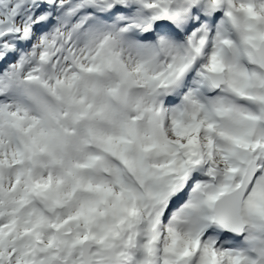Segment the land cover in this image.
<instances>
[{
	"label": "snow or ice",
	"instance_id": "snow-or-ice-1",
	"mask_svg": "<svg viewBox=\"0 0 264 264\" xmlns=\"http://www.w3.org/2000/svg\"><path fill=\"white\" fill-rule=\"evenodd\" d=\"M0 264H264V0H0Z\"/></svg>",
	"mask_w": 264,
	"mask_h": 264
}]
</instances>
